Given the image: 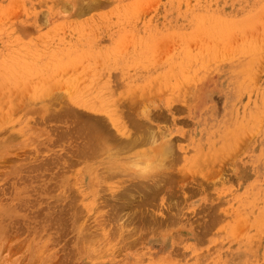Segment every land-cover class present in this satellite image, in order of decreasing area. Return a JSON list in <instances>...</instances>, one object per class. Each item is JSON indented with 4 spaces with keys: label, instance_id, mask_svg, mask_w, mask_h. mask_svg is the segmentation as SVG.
I'll use <instances>...</instances> for the list:
<instances>
[{
    "label": "rangeland",
    "instance_id": "rangeland-1",
    "mask_svg": "<svg viewBox=\"0 0 264 264\" xmlns=\"http://www.w3.org/2000/svg\"><path fill=\"white\" fill-rule=\"evenodd\" d=\"M83 1L0 0V264H264V0Z\"/></svg>",
    "mask_w": 264,
    "mask_h": 264
},
{
    "label": "bare ground",
    "instance_id": "bare-ground-1",
    "mask_svg": "<svg viewBox=\"0 0 264 264\" xmlns=\"http://www.w3.org/2000/svg\"><path fill=\"white\" fill-rule=\"evenodd\" d=\"M84 1H87V0H84ZM84 1H83V3H84ZM93 1H94V0H93ZM254 1H255V0H254ZM196 2H197V1H196ZM97 3H98V1H97ZM138 3H139V2H138ZM199 3H200V2H199ZM85 4H87V3L85 2ZM98 4H99V3H98ZM81 5L83 6V4H81ZM87 5H88V4H87ZM87 5H86V7L84 6V8H86V10H87V7L90 8V6H87ZM199 5H200V4H199ZM64 6H65V4H64ZM66 6H69V5L66 4ZM66 6H65V7H66ZM205 7H207V6H205ZM205 7H204V8H205ZM96 8H97V7H96ZM189 10H190V9H189ZM191 10H192V9H191ZM83 11H84V10H83ZM186 11H187V10H186ZM195 13H196V12H195ZM231 13H232V12H231ZM184 17H185V16H184ZM203 17H204V16H203ZM260 18H261V16H260ZM174 19H175V18H174ZM210 20H211V19H210ZM210 20H209V21H210ZM206 21H207V20H206ZM99 91H100V90H99ZM98 97H99V96H98ZM85 99H86V98H85ZM89 100H90V99H89ZM67 102H68V101H67ZM71 103H72V102H71ZM86 103H87V102H86ZM68 104H69V103H68ZM102 104H103V103H102ZM105 104H106V103H105ZM105 104H104V105H105ZM71 105H72V104H71ZM93 105H94V103H93ZM66 106H67V105H65V107H66ZM69 106H70V104H69ZM102 106H103V105H102ZM63 107H64V106H63ZM67 107H68V106H67ZM70 107H71V106H70ZM75 107H76V106H75ZM68 108H69V107H68ZM72 108H74L73 105H72ZM95 108H96V107H94V109H95ZM66 109H67V108H66ZM61 110H62V109H61ZM110 110H111V109H110ZM70 111H71V110H70ZM74 111H75V113H76V112L79 111V110H75V109H74ZM84 111H85V110H84ZM106 111H107V110H106ZM108 111H109V110H108ZM55 112H56V111H55ZM65 112H66V111H65ZM85 112H86V111H85ZM87 112H88V111H87ZM53 113H54V112H53ZM53 113H52V114H53ZM67 113H68V112H67ZM93 113H94V112H93ZM71 114H72V113H71ZM71 114H70V115H71ZM94 114H95V113H94ZM54 115H55V114H54ZM70 115H69V116H70ZM89 115H90V114H89ZM91 115H92V114H91ZM97 115H98V114H97ZM50 116H52V115H50ZM57 116H58V115H57ZM59 116H60V115H59ZM66 117H67V116H66ZM66 117H65V118H66ZM78 117H79V116H76V118H75V116H74L75 119H78ZM94 117H96V116L94 115ZM94 117H93V115H92V117H90V119L92 118V120H93ZM106 117H107V116H106ZM59 118H61V117H59ZM67 118H68V117H67ZM67 118H66V119H67ZM86 118H87V117H86ZM88 118H89V116H88ZM135 118H136V117H135ZM80 119H81V118H80ZM84 119H85V118H84ZM133 119H134V118H133ZM137 119L139 120V118H137ZM53 120H54V119H53ZM62 120H63V119H62ZM62 120H61V121H62ZM67 120H68V119H67ZM69 120H70V118H69ZM82 120H83V119H82ZM88 120H89V119H88ZM71 121H72V119H71ZM86 121H87V120H86ZM86 121H85V120L83 121V122L86 123V125L84 124L83 126H85L84 128H86V126H87V128H88V130H89V126H90V125H87V123H88L89 121H88V122H86ZM93 121H94V120H93ZM93 121H92V122H93ZM143 121H144V124L147 123V122H145V120H143ZM64 122H65V121H64ZM75 122H78V125H80V123H79L80 121H79V120H78V121H75ZM90 122H91V120H90ZM90 122H89V123H90ZM65 123H66V122H65ZM68 123H69V121H68ZM93 123L96 124V121L93 122ZM93 123H92V125H93ZM108 123H109V122H108ZM111 123H112V122H111ZM148 123H149V121H148ZM148 123H147V124H148ZM75 124H76V123H75ZM104 124H105V123H104ZM134 124H135V122H134ZM141 124H142V122H141ZM56 125H57V123H56ZM78 125H77V126H78ZM81 125H82V124H81ZM105 125H107V124H105ZM135 125H136L135 127H138L137 124H135ZM58 126H59V125H58ZM72 126H74V125H72ZM93 126H94V125H93ZM139 126H141V125H139ZM147 126H148V125H147ZM66 127H67V126H66ZM66 127H65V128H66ZM68 127H69V126H68ZM80 127H81V126H80ZM91 127H92V126H91ZM94 127H97V128H98V126H94ZM94 127H92L91 132H88V133L81 131L83 128L80 130L81 132H83L82 134H85V133H86L85 135H87L89 138H88V137H85V138H88L89 140H88V139H87L88 141L83 140V139H84V136H83V138L81 137L83 143H84L85 145H88V147H87V146H83V147L80 148V146H79L80 143H79V144H78V146H79L78 148H80V149H82V150L85 149L84 151H87V150L90 148L91 151H92L93 153H95V152L92 150V147H91V146H93V145H91V144H92V143L94 144L96 141H97V143H100V145L96 146V148H98V147L100 146V147H102V148H100V149H102L103 151H104L103 148H105V147L107 148L108 146H110V145H106V146H104V145L106 144V142H107V138H108L107 136H109V135H107V131L105 130L106 132L103 131V133H102L101 131L104 130V129H101V127H99V128H100V130H99V128L96 129V128H94ZM143 127H144V125H142V128H143ZM148 127H149V126H148ZM70 128H71V126H70ZM70 128H69V129H70ZM55 129H56V128H55ZM63 129H64V128H63ZM71 129H73V128H71ZM76 129H78V128H76ZM105 129H107V128H105ZM67 130H68V129H67ZM83 130H84V129H83ZM59 131H60V130H59ZM71 131H72V130H71ZM73 131H74V130H73ZM73 131H72V132H73ZM76 131H77V130H76ZM84 131H85V130H84ZM113 131H114V130H113ZM113 131H112V133L117 134V133H115V131H114V132H113ZM62 132H63V131H62ZM74 132H75V131H74ZM78 132H79V130L77 131V135L80 134V132H79V134H78ZM93 132H94V133H93ZM95 132H96V133H95ZM100 132L102 133V135L100 134ZM110 132H111V131H110ZM116 132H117V131H116ZM57 133H58V132H57ZM105 133H106V135H105ZM60 134H61V133L59 132V136H60ZM64 134H65V132H64ZM66 134H67V133H66ZM69 134H72V133H69ZM89 134H90L91 136H90ZM93 134H94V135H93ZM96 134H97V135H96ZM103 134L105 135L104 137H105V139H106V140H105L106 142L103 141V139H104ZM108 134H109V133H108ZM153 134H154V133H152V135H153ZM55 135H57V134H55ZM77 135H76V136H77ZM80 135H81V134H80ZM98 135H99L100 137H98ZM111 135H112V134H111ZM122 135H123V134H122ZM67 136H68V135H67ZM70 136H71V135H70ZM81 136H82V135H81ZM112 136H113V135H112ZM115 136H116V135H115ZM117 136H118V135H117ZM126 136H127V135H126ZM153 136H154V135H153ZM60 137H61V136H60ZM90 137H91V138H90ZM102 137H103V138H102ZM106 137H107V138H106ZM109 137H110V139H111V136H109ZM113 137H114V136H113ZM119 137H121V135L118 136V137H116V138L119 139ZM132 137H133V136H132ZM58 138H59V137H58ZM62 138H64V135H62ZM67 138H69V137H66L65 139H67ZM77 138H80V136L77 137ZM93 138L95 139V141L93 140ZM97 138L100 139V142H99V140H98ZM101 138H102V139H101ZM142 138H143V136H142ZM74 139H75V137H74ZM96 139H97V140H96ZM128 139H129V137H128ZM128 139H127L126 142L130 143L132 140L130 139V142H129ZM133 139H134V138H133ZM136 139H137V138H136ZM140 139H141V138H140ZM57 140H58V139H57ZM90 140H93V141H90ZM108 140H109V139H108ZM116 140H117V139H116ZM124 140H126V137H125ZM134 140H135V139H134ZM134 140H133V141H134ZM89 141H90V142H89ZM101 141H102V143H101ZM122 141H123V140L119 141L120 144L123 143ZM58 142L61 143V141H58ZM75 142H77V141L75 140ZM108 142H110V141H108ZM111 142H112V140H111ZM111 142H110V143H111ZM66 143H67V142H66ZM72 143H73V142H72ZM87 143H88V144H87ZM97 143H95L94 145H96ZM103 143H105V144L103 145ZM117 143H118V142H117ZM117 143H116L115 145H117ZM128 143H126V144H128ZM61 144H62V143H61ZM89 144H90V146H89ZM118 144H119V143H118ZM115 145H114V146H115ZM123 145H125V143H123ZM74 146H76V145H74ZM103 146H104V147H103ZM112 146H113V145H112ZM112 146H110V148H111ZM86 147H87V148H86ZM68 148H69V147H68ZM83 148H84V149H83ZM110 148H109V149H110ZM93 149H94V147H93ZM68 150H70V149H68ZM75 150H76V149H75ZM78 150H79V149H78ZM78 150H77V153L79 152ZM82 150H81V151H82ZM102 150H101V151H102ZM169 150H170V149H169ZM97 151L101 152L99 149H97ZM75 152H76V151H75ZM75 152H74V153H75ZM92 152H91V153H92ZM169 152H170V151H169ZM82 154H83V153H82ZM172 154H173V153H172ZM72 155H73V154H72ZM83 155H84V154H83ZM98 155H99V154H98ZM98 155H97V156H98ZM174 155H175V152H174ZM174 155H173V156H174ZM66 156H67V155H66ZM68 157H70V155H69ZM165 157H166V156H165ZM176 157H177V155H176ZM55 158H58V157H55ZM112 158H113V157H112ZM162 158H163V157H162ZM58 159H60V158H58ZM62 159H63V158H62ZM67 159H68V158H67ZM89 159H90V157H89ZM163 159H165V158H163ZM76 160H77V159H76ZM156 160H157V159H156ZM72 162L74 163L73 160H72ZM76 162L78 163L79 161H76ZM80 162H81V161H80ZM70 163H71V162H70ZM70 163H69V164H70ZM151 163H152V162H151ZM160 163H162V160H161ZM171 163H172V162H171ZM69 164H67V165H69ZM75 164H76V163H75ZM70 165H71V164H70ZM120 165H121V164H120ZM71 166H72V165H71ZM148 166H150V165H148ZM69 168H70V167H69ZM108 168H109V167H108ZM121 168H122V167H121ZM106 171H107V170H106ZM106 171H104V172H106ZM123 171H124V170H123ZM118 172H119V171H117V173H118ZM164 172H165V171H164ZM172 172H173V171H172ZM162 174H165V173H162ZM109 175H110V173H109ZM169 175H170V174H169ZM160 176H161V175H160ZM164 176H165V175H163L162 177H164ZM167 176H168V174H167ZM163 179L165 180V178H163ZM171 179H173V178H171ZM174 180H175V179H173V181H174ZM141 184H142V183H141ZM139 188L141 189V187H139ZM141 190L143 191V189H141ZM144 193H145V192H144ZM145 195H146V193H145ZM145 195H144V196H145ZM146 196H147V195H146ZM145 198H146V197H145ZM148 198H149V197H147V199H148Z\"/></svg>",
    "mask_w": 264,
    "mask_h": 264
}]
</instances>
